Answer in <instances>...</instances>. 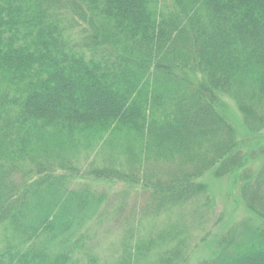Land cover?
<instances>
[{
	"label": "trees",
	"instance_id": "obj_1",
	"mask_svg": "<svg viewBox=\"0 0 264 264\" xmlns=\"http://www.w3.org/2000/svg\"><path fill=\"white\" fill-rule=\"evenodd\" d=\"M262 135L264 0H0V264H192L228 176L250 217L195 264H264ZM114 183L150 202L103 260Z\"/></svg>",
	"mask_w": 264,
	"mask_h": 264
},
{
	"label": "rangeland",
	"instance_id": "obj_2",
	"mask_svg": "<svg viewBox=\"0 0 264 264\" xmlns=\"http://www.w3.org/2000/svg\"><path fill=\"white\" fill-rule=\"evenodd\" d=\"M229 105V113L233 118L234 126L240 131L242 122L239 113L233 104L229 103ZM242 131L243 129L240 134ZM256 138L259 139L258 136L247 137L245 133L240 135V139L248 144L253 141L257 142ZM263 138V135L260 136V139ZM252 167L256 168L257 163L252 164ZM203 182L207 186L206 194L200 196L196 203L187 205L182 211L184 221L191 226L192 245L208 234L206 242L198 243L193 248L192 264L209 258L213 250L208 242L210 239L219 240L222 237H227L231 230L247 223L250 217L240 199L238 183H234L232 177L228 176L221 180L206 177ZM100 188L110 195V200L105 205L106 211H103L101 224L95 229L93 238L95 247H97L101 259L104 260L112 255L111 243L118 239L121 228L129 222L127 219L131 218L135 222L147 214L146 207L150 202L149 193L151 191H144L141 186L129 187L123 183L101 185ZM97 190L100 191L98 188ZM195 212L201 216V219L198 220L200 223L196 222ZM193 215L194 218H192Z\"/></svg>",
	"mask_w": 264,
	"mask_h": 264
}]
</instances>
